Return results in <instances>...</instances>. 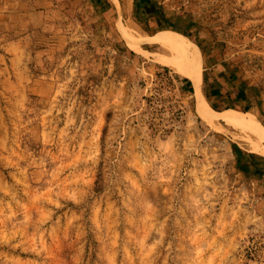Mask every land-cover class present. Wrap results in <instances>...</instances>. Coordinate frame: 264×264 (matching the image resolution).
Returning a JSON list of instances; mask_svg holds the SVG:
<instances>
[{
    "label": "rangeland",
    "instance_id": "1",
    "mask_svg": "<svg viewBox=\"0 0 264 264\" xmlns=\"http://www.w3.org/2000/svg\"><path fill=\"white\" fill-rule=\"evenodd\" d=\"M165 30L264 126V0H0V264H264L258 137Z\"/></svg>",
    "mask_w": 264,
    "mask_h": 264
},
{
    "label": "bare ground",
    "instance_id": "2",
    "mask_svg": "<svg viewBox=\"0 0 264 264\" xmlns=\"http://www.w3.org/2000/svg\"><path fill=\"white\" fill-rule=\"evenodd\" d=\"M130 37L137 40L151 41L162 44L166 48H170L173 52L180 55L183 59L180 63V69L191 77L196 86L197 94L199 95L200 113L208 122L213 125L220 124L221 121H226L233 126L242 128L248 132V139H252V134H256L258 139H252L250 143L252 147L264 154V126L259 122L253 114L240 112L233 108L225 110H217L210 106L201 91L202 82V55L199 46L186 35L171 30L159 31L148 37H141L139 33L127 32Z\"/></svg>",
    "mask_w": 264,
    "mask_h": 264
},
{
    "label": "trees",
    "instance_id": "3",
    "mask_svg": "<svg viewBox=\"0 0 264 264\" xmlns=\"http://www.w3.org/2000/svg\"><path fill=\"white\" fill-rule=\"evenodd\" d=\"M138 1H140V0H138ZM188 82L191 83V81H189V80H188ZM216 94H219V92H216Z\"/></svg>",
    "mask_w": 264,
    "mask_h": 264
}]
</instances>
